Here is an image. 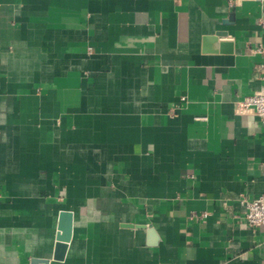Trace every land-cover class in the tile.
I'll use <instances>...</instances> for the list:
<instances>
[{"label":"crops","instance_id":"crops-1","mask_svg":"<svg viewBox=\"0 0 264 264\" xmlns=\"http://www.w3.org/2000/svg\"><path fill=\"white\" fill-rule=\"evenodd\" d=\"M238 1L0 0V264H264V121L236 109L264 0Z\"/></svg>","mask_w":264,"mask_h":264},{"label":"built area","instance_id":"built-area-1","mask_svg":"<svg viewBox=\"0 0 264 264\" xmlns=\"http://www.w3.org/2000/svg\"><path fill=\"white\" fill-rule=\"evenodd\" d=\"M230 5L238 6V0H229ZM263 52V47L257 49ZM261 78L264 81V63L259 67ZM236 109L238 113H253L264 121V87L256 91L252 95H248L236 101ZM240 204L245 210V217L248 223L255 227L264 230V195L258 197L248 198L243 195L240 198Z\"/></svg>","mask_w":264,"mask_h":264},{"label":"water","instance_id":"water-1","mask_svg":"<svg viewBox=\"0 0 264 264\" xmlns=\"http://www.w3.org/2000/svg\"><path fill=\"white\" fill-rule=\"evenodd\" d=\"M218 35L205 37V43L208 44L209 48L217 50ZM220 45L221 48H226L227 50H231L230 43H221ZM73 223H74L73 211L68 209H62L59 213L58 232L56 235V242L52 256L53 260L62 261L65 259L73 235ZM139 226L145 227L146 225H139ZM151 231L152 230H149V232ZM49 261H50L49 259H34V262L49 263Z\"/></svg>","mask_w":264,"mask_h":264}]
</instances>
